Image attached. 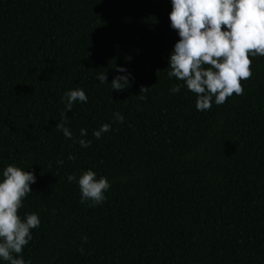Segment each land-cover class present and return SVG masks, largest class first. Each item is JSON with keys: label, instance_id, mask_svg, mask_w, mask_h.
Here are the masks:
<instances>
[{"label": "trees", "instance_id": "trees-1", "mask_svg": "<svg viewBox=\"0 0 264 264\" xmlns=\"http://www.w3.org/2000/svg\"><path fill=\"white\" fill-rule=\"evenodd\" d=\"M171 10V0H0V172L36 176L18 209L40 218L19 254L31 264H264V56L249 55L242 95L197 110V94L167 75ZM117 66L131 73L122 91L110 86ZM76 88L88 101L66 126L77 138L87 129V148L56 127ZM87 169L111 185L95 206L67 180Z\"/></svg>", "mask_w": 264, "mask_h": 264}, {"label": "clouds", "instance_id": "clouds-1", "mask_svg": "<svg viewBox=\"0 0 264 264\" xmlns=\"http://www.w3.org/2000/svg\"><path fill=\"white\" fill-rule=\"evenodd\" d=\"M171 5L170 24L179 39L169 55L168 77L182 81L197 94L196 108L200 111L210 109L213 102L224 104L233 93L242 95L241 80L252 75L249 55L264 56V0H171ZM116 71L110 86L122 91L129 85L131 73L124 66H117ZM98 79L108 82L105 73H100ZM180 88V84H174L170 92L178 93ZM62 100L65 107L56 127L82 148L89 147L92 141L85 139L86 128L79 130L77 138L66 126V113L74 103H86L88 96L83 89L76 88L66 91ZM113 117L119 123L125 119L120 112H114ZM110 130L111 125L104 123L92 135L99 140ZM75 158L68 154L67 159ZM57 164L62 166L64 160H57ZM35 180L33 172L14 164L0 172V261L31 264L19 254L32 239L31 230L39 227L40 218L36 213H25L22 218L18 209L23 198L32 192L30 185ZM67 180L78 184L80 203L90 206L106 200L105 193L111 187L107 177L97 178L92 169L82 170L79 176L70 173Z\"/></svg>", "mask_w": 264, "mask_h": 264}]
</instances>
